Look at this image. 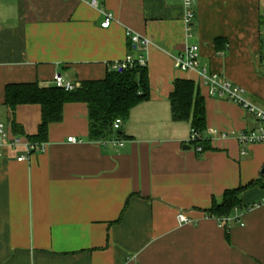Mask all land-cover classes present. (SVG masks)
Here are the masks:
<instances>
[{
    "label": "crops",
    "instance_id": "obj_1",
    "mask_svg": "<svg viewBox=\"0 0 264 264\" xmlns=\"http://www.w3.org/2000/svg\"><path fill=\"white\" fill-rule=\"evenodd\" d=\"M92 1L0 0V123L21 138L9 147L0 134V264H264V143L243 155L236 137L261 124L199 81L204 68L220 74L264 109V0H194L190 30L184 0ZM129 30L150 40V99L106 142L89 138L87 104L68 103L41 142L45 152L29 155L42 107L18 105L13 126L6 86H51L57 74L76 84L102 80L110 65L140 57ZM191 45L200 49L198 68H175ZM178 78L204 97L206 130L230 133L205 131L203 153L189 141L190 123L173 120ZM241 186L229 221L208 216ZM180 211L191 223L179 222Z\"/></svg>",
    "mask_w": 264,
    "mask_h": 264
},
{
    "label": "trees",
    "instance_id": "obj_2",
    "mask_svg": "<svg viewBox=\"0 0 264 264\" xmlns=\"http://www.w3.org/2000/svg\"><path fill=\"white\" fill-rule=\"evenodd\" d=\"M223 40L217 39L219 48ZM170 95L173 120L189 122L202 136L206 131L205 99L199 94L195 82L176 79ZM151 94L148 66L134 63L132 66L110 71L102 80H85L73 91L60 86H41L38 82L14 83L6 86L5 103L10 110V118L15 126V109L20 104H39L42 107V122L39 133L32 142H45L49 137V126L63 119L64 107L68 103L83 102L88 106L89 138L104 141L115 135L113 124L117 118L127 119L133 107L146 100ZM120 130V129H119ZM118 130V131H119ZM121 134L117 136V138ZM204 151L207 143L200 142ZM197 144V143H194ZM246 187L226 190L222 203L213 202L208 216L223 219L231 216L234 209L241 206V192Z\"/></svg>",
    "mask_w": 264,
    "mask_h": 264
},
{
    "label": "built area",
    "instance_id": "obj_3",
    "mask_svg": "<svg viewBox=\"0 0 264 264\" xmlns=\"http://www.w3.org/2000/svg\"><path fill=\"white\" fill-rule=\"evenodd\" d=\"M92 4L97 6V1L93 0ZM183 7L185 9V24L187 28L190 30V25L193 22L196 16V9H195V2L194 0H184ZM114 20V16L112 13H106V19L102 23L104 27H110V24ZM191 36L190 33H188ZM127 36L130 38L132 43L136 46L138 51L140 52V57L136 58L134 56L128 57L126 60L122 62H116L113 65L109 66L110 71H116L128 68L132 66L134 63H139L142 66L147 64V57L144 55L148 45L150 44V40L147 37H141L137 33H133L131 30L127 32ZM200 49L198 45H191L188 48L179 54L175 58V68L188 72L189 70H196L199 65V58H200ZM199 81L201 82L202 86L208 89V93L210 96H222L226 97L233 103L239 105L243 110L247 113L252 114L255 119L261 124L258 129H250V131H241L237 134V139L239 143L243 146L241 150V154L246 155V147L250 146V144H257V143H264V109L253 103L250 99H248L244 94L245 90L228 81L226 78L222 77L220 74H215L210 72L208 69L204 68L199 72ZM54 84L58 87L65 88L66 90L73 91V89L79 88L81 84L79 83H71L64 80L61 74H57L54 79ZM123 122L122 118H117V120L113 124V129L118 130ZM207 134L217 137L219 139H226L229 137V132L218 130V129H208L206 130ZM0 134L2 136V144L9 146V147H16V145L21 143V138L16 136L15 138H10L8 132L6 131L5 125L0 123ZM204 136L197 131L196 129L192 128L191 135L189 138L190 143H197L194 144L195 151L198 153H203L204 149L201 145V141H203ZM69 142H76L78 139L76 137H70ZM106 142V141H104ZM111 143L115 145L124 146L120 140H111ZM27 152L31 155L34 152H45L46 146L44 143H37V142H30L26 144ZM26 156L18 157V160H24ZM178 220L182 223H191L190 218L187 214L180 211L178 214ZM220 222L229 221L230 217H225L222 220L217 218Z\"/></svg>",
    "mask_w": 264,
    "mask_h": 264
}]
</instances>
